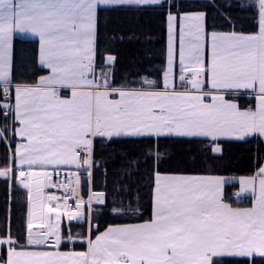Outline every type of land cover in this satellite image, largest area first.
<instances>
[{
  "label": "snow or ice",
  "instance_id": "6c2138e0",
  "mask_svg": "<svg viewBox=\"0 0 264 264\" xmlns=\"http://www.w3.org/2000/svg\"><path fill=\"white\" fill-rule=\"evenodd\" d=\"M209 6L220 9L186 0H0V144L8 149L0 180L9 201L13 190L26 197L21 227L5 209L0 264H264V164L241 177L159 167L162 138L205 139L212 158L222 155L221 140L264 142V0H237L252 31L227 15V30L210 28L207 13L194 10ZM149 7L166 22L164 70L117 84L116 57L97 64L101 17ZM17 37L38 41L46 74L24 78L32 65L17 68ZM122 138L153 141L143 150L147 219L140 186L124 183L132 174L109 185L105 170L96 187V141ZM229 183L239 185L237 204L250 206L228 201ZM104 216L135 222L101 230Z\"/></svg>",
  "mask_w": 264,
  "mask_h": 264
},
{
  "label": "trees",
  "instance_id": "16d2710c",
  "mask_svg": "<svg viewBox=\"0 0 264 264\" xmlns=\"http://www.w3.org/2000/svg\"><path fill=\"white\" fill-rule=\"evenodd\" d=\"M188 3L198 5L220 6L219 11L215 7H198L194 10L207 13L208 24L211 28L215 25L218 30H227L228 25L224 23V15L229 16L236 22L237 28L244 31H252L249 24V13L238 9L237 0H230L233 8L228 9L224 5L229 0H186ZM242 2V0H241ZM223 13V15L221 14ZM166 41L167 27L164 16L158 10L151 7L137 10L136 8H122L117 11L104 13L101 17L98 35L97 64L108 55L116 57L113 67L114 80L117 84L128 81L138 83L140 77H157L163 70L166 62ZM15 57L17 68L31 64L32 70L22 72L24 78L31 79L43 75L46 71L40 70L36 64L38 41L34 39L14 40ZM247 97H240L242 106L249 103ZM153 141H137L131 138H122L113 142L103 140L96 141V160L100 165L96 169V187L102 188L104 173H107V182L111 185L117 175L122 179L126 174H132L131 180H124V183L138 184L140 186V205L144 213V219L151 214L150 198V168L144 163L143 150L145 145ZM209 141L205 139H194L191 141L181 139L159 140V151L163 157L159 167L161 171L202 173L206 169L214 171L218 175H248L253 174L264 162V142L257 138H248L246 141L221 140L222 155L212 158V153L206 151ZM8 149L0 144V165L6 163L5 157ZM259 157V158H258ZM138 161L132 167H128L127 160ZM139 169V175H136ZM8 187L6 182L0 180V224L5 219V209L10 204V214L13 229L21 227L26 212V197L20 192L13 190L12 198L9 201ZM135 191V189H133ZM237 191V184L226 185V196L234 200L232 195ZM128 199L125 198V203ZM249 201L245 202L248 203ZM242 204V203H240ZM133 203V207H135ZM126 221L122 218L112 216L102 217L101 229L106 224H118ZM78 247V246H77Z\"/></svg>",
  "mask_w": 264,
  "mask_h": 264
},
{
  "label": "crops",
  "instance_id": "0c3cea01",
  "mask_svg": "<svg viewBox=\"0 0 264 264\" xmlns=\"http://www.w3.org/2000/svg\"><path fill=\"white\" fill-rule=\"evenodd\" d=\"M15 40V39H14ZM167 46H168V33H167V41H166V50H167ZM112 56H114V55H112ZM115 57V56H114ZM44 74H46V72L44 73ZM43 74V75H44ZM241 97H247L246 95L245 96H241ZM247 100H249V98L247 97L246 98ZM239 103H240V101H239ZM241 104V103H240ZM242 105V104H241ZM262 164H264V162L262 163ZM254 174V173H253ZM250 175H252V174H248V175H240V176H233V175H229V176H225V177H241V176H250ZM223 176V175H222ZM239 190V185L237 184V191ZM227 194H226V188H225V196H226ZM226 198L228 199V201L230 202V203H233L234 204V206H240V207H247V206H250V201L248 202V203H243V205L242 204H237L235 201H232V200H230L227 196H226ZM104 228V227H103ZM103 228L101 229V230H103Z\"/></svg>",
  "mask_w": 264,
  "mask_h": 264
},
{
  "label": "built area",
  "instance_id": "2783aa9c",
  "mask_svg": "<svg viewBox=\"0 0 264 264\" xmlns=\"http://www.w3.org/2000/svg\"><path fill=\"white\" fill-rule=\"evenodd\" d=\"M54 179H55V177H54ZM49 191H56L55 189H52V190H49Z\"/></svg>",
  "mask_w": 264,
  "mask_h": 264
},
{
  "label": "rangeland",
  "instance_id": "374dc122",
  "mask_svg": "<svg viewBox=\"0 0 264 264\" xmlns=\"http://www.w3.org/2000/svg\"><path fill=\"white\" fill-rule=\"evenodd\" d=\"M223 176H229V175H223ZM243 205V204H242Z\"/></svg>",
  "mask_w": 264,
  "mask_h": 264
}]
</instances>
